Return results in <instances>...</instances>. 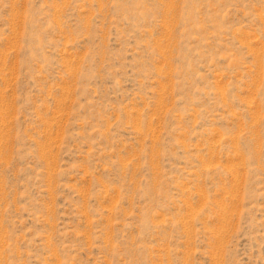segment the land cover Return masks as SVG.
Returning a JSON list of instances; mask_svg holds the SVG:
<instances>
[{
  "label": "rangeland",
  "instance_id": "obj_1",
  "mask_svg": "<svg viewBox=\"0 0 264 264\" xmlns=\"http://www.w3.org/2000/svg\"><path fill=\"white\" fill-rule=\"evenodd\" d=\"M0 264H264V0H0Z\"/></svg>",
  "mask_w": 264,
  "mask_h": 264
}]
</instances>
